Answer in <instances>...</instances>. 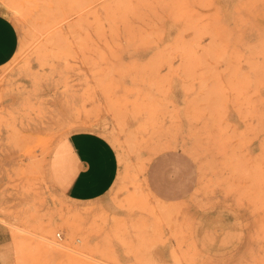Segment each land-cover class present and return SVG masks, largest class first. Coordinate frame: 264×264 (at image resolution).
<instances>
[{"label": "rangeland", "instance_id": "374dc122", "mask_svg": "<svg viewBox=\"0 0 264 264\" xmlns=\"http://www.w3.org/2000/svg\"><path fill=\"white\" fill-rule=\"evenodd\" d=\"M0 12L25 36L0 68L14 264H264V0H0ZM69 122L125 154L106 200L74 203L52 184ZM177 138L198 164L164 201L143 164Z\"/></svg>", "mask_w": 264, "mask_h": 264}, {"label": "snow or ice", "instance_id": "6c2138e0", "mask_svg": "<svg viewBox=\"0 0 264 264\" xmlns=\"http://www.w3.org/2000/svg\"><path fill=\"white\" fill-rule=\"evenodd\" d=\"M25 36L20 25L0 18V55L5 47L9 55L18 50ZM77 133H91L77 135ZM67 137L73 153L75 167L67 179L73 188L83 190L88 196L106 200L117 166L123 172L125 154L107 132L100 127L82 128L69 122L60 139ZM187 145L179 138L169 146L159 148L144 161L146 175L157 196L167 201L178 196L184 189L190 173L197 167V160L186 151ZM120 153L119 157L117 153ZM72 193H69L71 195ZM7 228V224H3Z\"/></svg>", "mask_w": 264, "mask_h": 264}, {"label": "crops", "instance_id": "0c3cea01", "mask_svg": "<svg viewBox=\"0 0 264 264\" xmlns=\"http://www.w3.org/2000/svg\"><path fill=\"white\" fill-rule=\"evenodd\" d=\"M0 18H3L5 22L13 23L0 12ZM15 28V26L13 25ZM17 51V50H16ZM16 51H13L9 55L8 48L5 47L3 54L0 55V68L5 66L15 55ZM91 133H77V135H89ZM75 162L73 159V153L70 143L67 141V137L61 140L54 148L50 163L49 173L53 186L61 193L65 198L74 203H88L96 202L99 198H93L88 196L83 190L79 188H73L72 182H69L67 177L73 171ZM119 172V166L115 170V174L112 177L109 190L113 187L117 180ZM69 193H72L69 195ZM0 223V264H14L13 257V237L8 228L2 226ZM161 259H159L160 261Z\"/></svg>", "mask_w": 264, "mask_h": 264}, {"label": "built area", "instance_id": "2783aa9c", "mask_svg": "<svg viewBox=\"0 0 264 264\" xmlns=\"http://www.w3.org/2000/svg\"><path fill=\"white\" fill-rule=\"evenodd\" d=\"M55 239L57 242H61L63 240V237L61 235V233H57L56 236H55ZM76 243H79L78 240L75 241Z\"/></svg>", "mask_w": 264, "mask_h": 264}, {"label": "bare ground", "instance_id": "6f19581e", "mask_svg": "<svg viewBox=\"0 0 264 264\" xmlns=\"http://www.w3.org/2000/svg\"><path fill=\"white\" fill-rule=\"evenodd\" d=\"M118 11H119V10H118ZM109 12H111V10H110ZM106 14H107V12H106ZM121 14H122V13H121ZM120 17H121V16H120ZM118 18H119V17H118ZM158 138H159V137H158ZM164 138H165V137H164ZM170 139H171V138H170ZM163 142H164V141H163ZM157 144H158V143H157ZM153 145H154V144H153ZM160 146H161V145H160ZM163 146H166V145H163ZM53 148H54V147H53ZM194 156H195V155H194ZM140 163H141V162H140ZM142 164H143V163H142ZM143 165H144V164H143ZM143 165H142V166H143ZM139 167L142 168L140 165H139ZM142 172H143V171H142ZM134 177H135V176H134ZM141 177H142V176H141ZM144 183H145V182H144ZM145 187H146V186H145ZM147 189H148V188H147ZM148 192H149V191H148ZM152 198H153V197H152ZM164 208H165V207H164ZM170 208H171V207H170ZM163 210H164V209H163ZM163 210H162V211H163ZM167 211H168V210H167ZM167 211H166V212H167ZM159 212H160V211H159ZM159 212H158V213H159ZM169 212H171V211H168L167 214H169ZM161 214H163V212H162ZM170 215H171V214H170ZM27 233H29V232H27ZM77 240H78V239H77ZM78 241H79V240H78ZM79 242H80V241H79Z\"/></svg>", "mask_w": 264, "mask_h": 264}]
</instances>
